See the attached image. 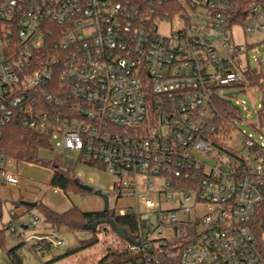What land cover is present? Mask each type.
<instances>
[{
	"label": "built area",
	"instance_id": "built-area-1",
	"mask_svg": "<svg viewBox=\"0 0 264 264\" xmlns=\"http://www.w3.org/2000/svg\"><path fill=\"white\" fill-rule=\"evenodd\" d=\"M247 12L242 22L240 0H0L7 246L42 256L65 247L55 230L30 244L24 230L39 219L24 220L3 196L20 182L2 147L17 120L47 134L48 149L117 174L113 198H135L136 208L112 211L139 226L116 264H264V128L261 141L245 135L235 150L221 138L216 105L223 90L248 86L250 47L234 41V27L264 34V0Z\"/></svg>",
	"mask_w": 264,
	"mask_h": 264
},
{
	"label": "rangeland",
	"instance_id": "rangeland-1",
	"mask_svg": "<svg viewBox=\"0 0 264 264\" xmlns=\"http://www.w3.org/2000/svg\"><path fill=\"white\" fill-rule=\"evenodd\" d=\"M233 37L235 42L249 45L247 59L250 60V66L252 69H261L264 75V34L246 35L242 26H235ZM257 60L260 62L259 65ZM221 95L239 108L242 113V120L234 121L235 127H232L227 134L228 138L223 134H221V138L229 144V147L243 152L245 135L261 141L262 134L259 129L264 128V92L248 85L225 89ZM38 160L39 162L33 163L18 162L9 157L8 170L18 175L20 182L16 187L4 189L3 196L9 202V207L15 209L18 214L27 211L24 220L28 216H36L39 219L40 222L37 226L24 230L30 244L34 243L32 236L35 234H47L55 230L58 232L59 238L65 242V247L53 249L44 256L36 255L30 249H24L25 264H98L114 248L118 251L123 250L126 247V242L121 240L109 225L97 226L96 233L89 229L70 230L66 227L56 230L45 221L43 211L39 207L43 204L57 213H64L74 206L83 212L103 211L105 202L102 196L96 193L100 191L103 195L108 196L110 211L127 207L136 208L135 198L130 195L119 199L109 195L108 190L117 183L118 175L109 172L97 161L90 163L89 159L82 157L77 151L58 153L48 148H41L38 151ZM58 168L69 172L79 184L91 187L93 192L82 193L73 189L63 191L60 188L52 187L51 179ZM22 202L38 203L39 205L32 208L23 205ZM140 211L144 216L149 215V212L146 213L142 206H140ZM194 230V228L187 229L188 233ZM158 232L159 230L156 229L154 232L147 231L146 234L149 235L150 240H158L160 238ZM94 235L98 239L96 245L52 261L53 257L64 255L68 250L77 249L83 241L91 240ZM171 235L172 231L169 229L165 228L162 232L163 238ZM0 264H9L2 250H0Z\"/></svg>",
	"mask_w": 264,
	"mask_h": 264
},
{
	"label": "trees",
	"instance_id": "trees-1",
	"mask_svg": "<svg viewBox=\"0 0 264 264\" xmlns=\"http://www.w3.org/2000/svg\"><path fill=\"white\" fill-rule=\"evenodd\" d=\"M259 1L260 0H240L243 7V16L241 17L242 22H244L245 16L248 14L247 9ZM247 78L249 86L258 88L262 92L264 91V75L261 69H253L249 71L247 73ZM216 105L218 112L222 116L218 119V122L221 125V134L227 135L232 128L231 123L236 120L241 121V110L234 106L230 101L222 98H218L216 100ZM2 147L8 157L18 162L22 161L33 163L39 162L38 151L41 148H49L50 140L47 134H40L35 130L25 127L21 122L16 120L4 128ZM89 162L96 163L93 160H89ZM51 186L60 188L63 191L73 189L82 193L87 192L76 184L74 177H72L69 172L62 170L61 168H58L54 173L51 179ZM38 205L39 204L37 203L36 207ZM39 207L43 211L45 221L56 230L66 227L70 230L89 229L96 233L98 230H92L91 228L94 223L101 220H111L117 228L126 232L127 238H122L119 234L114 232L109 223L106 224L109 225L111 230L125 242H129L127 239H131L134 242L139 233L138 219L136 215L115 217L113 212L110 210L107 212L104 210L98 212H83L76 206L64 213H57L43 204L39 205ZM97 243V236L94 235L91 240L83 241L77 249L68 250L64 255L53 257L52 261H56L75 251L90 248ZM24 249L30 248L24 243H20L13 247L7 246L6 230L0 228V250L4 253V256L9 261V264H25V255L23 253ZM122 255H120V250L118 251L114 248V250L102 258L98 264H116L123 257Z\"/></svg>",
	"mask_w": 264,
	"mask_h": 264
},
{
	"label": "water",
	"instance_id": "water-1",
	"mask_svg": "<svg viewBox=\"0 0 264 264\" xmlns=\"http://www.w3.org/2000/svg\"><path fill=\"white\" fill-rule=\"evenodd\" d=\"M199 160L203 161L204 163H207L211 166H215L216 165V161L215 160H209L203 156H200L198 154H194ZM224 171H228L227 168H222ZM76 184L83 190L87 191V192H93V189L89 186H84V185H81L79 184L78 181H76ZM98 195L102 196L104 202H105V208H104V211L107 212L109 210V201H108V196L106 195H103L100 191L99 192H96ZM23 205L25 206H28V207H36L37 203H28V202H22ZM106 223H109L111 228L114 230L115 233L119 234L122 238H127V234L125 231H123L122 229L120 228H117L114 223L111 221V220H101V221H98L96 223H94L91 228L92 230H95L97 228V226H100V225H103V224H106ZM145 223V221L143 222ZM25 229H27L28 227L25 226L24 227ZM129 242L131 243H134L131 239H127Z\"/></svg>",
	"mask_w": 264,
	"mask_h": 264
}]
</instances>
